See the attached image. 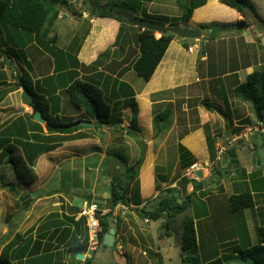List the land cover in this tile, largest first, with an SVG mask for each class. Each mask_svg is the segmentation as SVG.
<instances>
[{"label":"crops","instance_id":"0c3cea01","mask_svg":"<svg viewBox=\"0 0 264 264\" xmlns=\"http://www.w3.org/2000/svg\"><path fill=\"white\" fill-rule=\"evenodd\" d=\"M195 1L200 3H196L197 7L193 10L188 25L181 20L183 10L179 6V0H134L135 5L130 6L134 11L139 9L138 11L143 13L135 14L139 17H156L165 21L166 28H172L174 24L189 29H200V25L212 23L234 25L222 28L221 32L215 35L205 30L208 36H205L200 29L202 36L195 39L194 45H190L189 40L176 37L153 77L148 82L140 77L144 84H141V80H137L139 76L133 70V63L140 55L138 37L143 29L131 25L128 21L98 17L100 11L97 9L93 11L85 9L89 0H67L65 5L59 6L60 14L53 27L47 29L42 35L30 34L22 29L15 30L17 28L10 25L9 28L13 27L11 32H8L9 28H5V33L12 39L6 41L0 31V124L5 125L12 116L9 114L15 110H22L18 118H26L31 114L24 111L23 91L18 85L19 76L24 72L29 73L36 91L48 100L51 115H57L63 121L81 119L96 123L84 108L73 101L72 96V91H76L75 83L90 84L102 93L112 107L118 101H123V105L133 99L137 102V123L140 131L145 128L149 134L148 137H143L145 159L137 178L142 200H147L157 193L155 179L158 169L163 168L165 160L169 163L168 156L171 153L175 157L173 149L167 145V142L170 143L173 138L176 139L175 148L179 154L174 162L175 168L181 167L179 152V144H181L194 154L200 166L207 167L204 168L206 172L211 173L213 169L209 164L215 162L211 161L210 157L207 140L209 134L216 139L215 149L220 154L225 147L222 146L224 140L220 141L218 129L223 130L226 138L233 134L234 141L238 134L242 133L233 132L234 127L247 128L258 122L255 117V122L249 124L247 119L251 113H246L245 106L240 105L238 99L231 97V94L235 87L246 82L248 75L254 72V68L260 69L264 66V23L251 11L246 10L243 14L227 6L222 0ZM251 3L257 15L264 21V0H251ZM242 20L248 22L249 27L239 30L242 31L241 33L231 34L230 30L238 31L235 24ZM190 47H194L193 52H189ZM16 52L26 54H21L19 57ZM243 58L256 59L257 63L254 67L245 65L246 63L241 65L239 62ZM18 65L20 71L14 73ZM12 73L11 78L9 76ZM4 75H7V79ZM204 100H209L214 106L213 111L207 110L202 105ZM193 101L196 103L193 104ZM235 105L241 108L240 114L236 112ZM166 107H171L174 111V125L172 124L169 130L159 125L162 130L157 132L154 128L155 117L160 115L159 112ZM224 110L230 113L232 123L230 118L224 120L218 114V112L222 114ZM132 111V107H129L122 109L120 113L121 115L129 113L132 116ZM182 119L185 123L178 128V123ZM193 120L198 123H191ZM226 120L230 123L225 122ZM131 122L132 118L128 120L123 118L122 126L127 128ZM97 130V132L99 130L105 132V127ZM156 135L158 137L155 140ZM255 138L256 136H251L247 141L252 139L253 142L250 144H256ZM86 140L90 142L92 139L78 141L88 142ZM166 156L167 159H165ZM200 171L203 174L202 187H204L205 172ZM169 181L162 183L163 189L171 186L165 187ZM39 183L45 184V181L36 179L35 183L26 185L34 188L33 192L25 196L18 195V200H21L23 205H21L22 208L19 206L18 210H13L20 214L16 216L18 220L14 231L7 232L6 236L9 233H13L14 237L16 234H22L23 239L10 252L12 264L14 262L34 264L37 259L40 260L36 264H84L88 259L93 260L101 249L99 247L98 250L91 251L88 247L81 248L82 244L88 240V226L86 220L78 216L80 207L66 198L65 202L57 200L55 194L53 196L37 194L35 187ZM104 184H109V181H105ZM144 205L145 203H141L138 209L143 208ZM120 206L125 207L117 206L114 216L117 215ZM256 206L259 207L257 202ZM47 209L49 212L46 213ZM128 210H131V207ZM260 210L264 211V207H259V215ZM131 212V218L139 221L136 211L131 210ZM127 213L128 211L123 210L122 215ZM250 220L251 218L247 219V224L251 228ZM63 229L69 230L61 232L60 230ZM54 230L59 232L56 235L39 237L41 234L51 233ZM223 235L224 233H221L220 237L222 242H225ZM12 236L8 238V243L13 240ZM116 236H118L117 232ZM250 242L256 245L259 240L255 243L252 240ZM242 245L245 243L242 244L240 240V245L236 246ZM79 247L82 252L73 251ZM79 253L83 254V259L77 257ZM145 253L146 251H143V255Z\"/></svg>","mask_w":264,"mask_h":264},{"label":"rangeland","instance_id":"374dc122","mask_svg":"<svg viewBox=\"0 0 264 264\" xmlns=\"http://www.w3.org/2000/svg\"><path fill=\"white\" fill-rule=\"evenodd\" d=\"M134 5V0H89L87 8L85 9L88 11H93L94 9L102 11L107 9L106 11L113 10L116 14L118 12H130L142 15L143 13L138 11L139 9L134 11L133 7H130ZM121 21L126 22V20ZM3 22L4 21L0 20V31L3 33V39L7 41L12 39L10 35L6 36L5 33V28H9L8 26L10 25ZM161 22L164 24L166 23L163 20H161ZM175 25L176 24H174L172 28L176 27ZM11 28L8 29L9 33L11 32ZM203 32L205 36H208L204 29ZM219 32H221L220 28H214L213 35L216 33L219 34ZM229 32L231 34H238L242 31L230 30ZM24 34L27 36L29 35L27 33ZM161 35V33L155 32L156 38H160ZM189 44L194 45L195 39L189 40ZM248 52L250 51L248 50ZM16 53L19 57H21V54H26L25 52ZM235 63L237 62L235 61ZM239 63L241 65L246 63L245 65H252L254 67L257 60L243 58ZM233 66L234 62L232 63V67ZM19 67V65L16 66L14 73L20 71ZM254 69L258 70L259 68ZM4 77L7 79V75H4ZM9 77L12 78L13 73ZM137 80H141V84H144L140 77H137ZM229 95L230 94H228V96ZM232 96L237 98L234 93L231 94V97ZM237 99L240 105L245 106V112L251 113V116L247 119L249 124L255 122L256 114L253 105L239 98ZM195 103L196 101H193V104ZM206 103L210 104L209 100H204L202 105ZM234 107L236 112L240 114L241 108L239 109V106L236 105ZM24 111L26 113H32L30 106L24 105ZM21 112V109L11 112L9 116H12L6 123H10L16 118L19 119L18 116L22 114ZM159 114L162 119L158 121V124L161 127H165L166 130H169L172 124L174 125L175 121L173 109L171 107H166L160 111ZM218 114L223 117L224 120L225 118H230L232 123V119L229 115L230 113L226 110H224L222 114L221 112H218ZM122 116L127 120L133 118V115L131 116L129 113H125ZM193 122L196 124L198 123L196 120H193L191 123ZM225 122L228 124L230 123L227 120ZM184 123L185 122L182 119L181 122L178 123V128L183 126ZM97 125L99 126L100 124ZM239 125L241 124L239 123ZM42 126L44 127L45 124H42ZM1 127L2 124H0V128ZM103 127H105V132H100V130L97 132L101 134L95 136L89 134L92 139L90 142L89 140H86L88 142H80L78 139L70 140L68 142H56L59 147L53 150L54 152L40 153V151L35 148L29 150L30 152H26L23 147L17 148L18 156L25 158V160L27 159L26 162L29 164V167L33 169V173L36 175L37 179L42 180V182L45 181V184L39 183L38 186L35 187V192L45 196H53L55 194L57 196L55 197L58 198L57 200L65 202L66 198L73 201L77 207L82 206V201L84 199H91L95 196L94 198L104 203L101 205V210L106 214L107 212L105 213V211L109 210L110 203H108L109 198L106 200V193L104 194L108 185L104 184V182H110L113 177L119 178L124 182L127 176V167L134 165L139 160L143 153L144 145L142 146L140 144L138 138L135 139L127 136L125 133L122 134V132H118V126L110 128L103 125ZM245 128L239 127L238 129L234 127L233 132L236 130L243 132ZM218 131L220 132V141L224 140L222 141V146L225 147V149L220 154L217 153L218 151L216 149L214 150V155L216 157L213 161H215V163L212 164L210 162L209 164L211 169H213L211 173L206 172L204 168L207 167H205V165L202 167L197 164V166L199 165V170H203L206 173V179L204 180V187H202V189H195L192 183L187 184L182 179L185 173L188 177L190 176L189 178L200 180V178L196 176H191L190 172H184L181 170L180 166L175 168L174 162L179 155L178 150L175 148L176 139L173 138L170 143L167 142V145H170L173 149L175 157H173V154L171 153V155L168 156L169 163L165 160L163 168L157 169L160 174L167 177L164 180L169 181L172 177V180H170L165 187L171 185L168 188L174 187L180 191L178 196L175 195L177 191L171 194L172 197L175 196L177 198L178 202H182L188 195L191 196L187 211L172 218L168 224L165 216L158 220L146 219L147 221L145 222V218L139 216L136 211L135 214L139 219V221H137L134 218H131L132 208L131 210H128L130 208L122 206L118 207L117 215L114 216L115 219L112 221L114 223L111 227L115 228L118 235L116 236L115 245L110 251L101 249L94 259L91 260L90 264H160L158 254L163 258L162 264H184L181 257L180 247L183 232V220L186 216L191 217L195 221L200 256L203 262L210 261V259L215 258L218 255H220L218 257L227 260L228 257L224 256L225 253H227V255L233 253V250L228 251V248L240 245V236H243L246 233L254 243L261 239L258 228L259 226L264 225V211L260 210L259 215V207H264V136L261 134H255L256 138L254 140L256 144H250L253 140L250 139L247 141V139L252 135L248 136L244 141L243 139H236L233 141L235 138H233V134H230L228 138H226L223 135V130L221 128L218 129ZM44 132L47 131L44 129ZM140 133L144 138L149 135L145 128L141 129ZM173 133L175 134V131ZM157 137L158 136L156 135L155 140ZM141 142L145 143V140ZM232 146L239 148L238 165L234 170H232L230 165L228 166L229 158L227 159L228 155L225 154ZM42 147L43 146H41V149ZM211 154H213V152ZM165 159H167V156ZM38 165H40V167H38ZM135 182L132 184V195L136 191V185H134ZM11 183L15 186L14 191L10 188ZM155 184L157 187V179H155ZM26 185L27 184L17 182L9 167H6L5 165L0 166V254L3 248L9 244L7 242L8 238L13 234L9 233L7 237L6 233L14 231L18 220L16 216L20 214L19 212H13V210H18V207L20 206V208H22L21 205H23L22 201L18 200V195L21 194L22 196H25V194H30L34 191V188H30ZM138 185L140 187V184ZM160 186L161 188H164L162 182H160ZM55 191L56 193H54ZM244 192H252L259 207L255 205L256 207L233 213L229 205L230 196ZM159 193L160 192L157 191L154 196L147 198V200L138 198L140 200L139 202L142 204L145 203L143 206L144 209H154L158 201L156 196H158ZM123 210L128 211V213L122 215ZM45 211L47 213L49 212V209ZM125 218H128V220H125ZM248 218H251V228L247 224ZM4 230L6 232H4ZM221 233H224L223 238L225 242H222V238L220 237ZM248 236L246 235L247 239ZM237 240H239V242ZM231 242L232 244H230ZM241 242L242 244L244 243L242 238ZM143 251H146L145 255H143ZM38 260L40 259L35 260L34 264H36ZM231 261L236 260L231 259L227 264ZM0 264H3L1 259ZM14 264L18 263L14 262Z\"/></svg>","mask_w":264,"mask_h":264},{"label":"trees","instance_id":"16d2710c","mask_svg":"<svg viewBox=\"0 0 264 264\" xmlns=\"http://www.w3.org/2000/svg\"><path fill=\"white\" fill-rule=\"evenodd\" d=\"M222 2L243 14L246 10H249L258 20L264 23V21L257 15L256 9L251 3V0H222ZM66 3L67 0H0V20L17 29H22L27 33L42 35L47 29L53 27L60 14L59 6L65 5ZM136 3L138 2L136 1ZM196 3L197 2H194V0H179V6L183 10L181 20L185 23V25H188L193 10L197 7ZM106 10L100 11L98 17L126 20L125 18L118 16L115 11ZM149 18L154 21H161L160 18ZM175 26L177 27L178 25ZM231 26L234 25L212 23L208 25H200V29L212 30L211 32L213 33V30L216 27L222 29ZM176 37L178 36L172 33L170 28H166L160 38L155 37L154 31L143 29L142 33L138 37L140 55L133 63V70L139 77L147 82L153 77L171 42ZM18 85L20 87H25L26 90L33 95L34 100L31 105L33 112L26 118L21 117L16 119L14 122L2 125L0 128V166L5 165L6 167H9L18 183L30 185L35 183L37 177L33 173V169L29 167V164L26 162L27 159L25 160V158L18 156L17 148L23 147L26 152H30L29 150H33V148L39 150L40 153L51 152L59 147L56 142L89 139V134L93 136L101 134L97 133V129H101L103 125L110 128L118 126V132H122V134L125 133L127 136L135 139H137V137L134 134V131L140 132V128L137 123L138 105L134 99L128 101L124 105L123 101H118L114 103L115 106L112 107L111 104L105 100L102 93L96 90L92 85L75 83L74 87L76 91H72V96L74 98L73 101L80 107L84 108L91 119L96 121L93 128H87L79 126V123L83 121L81 119L76 121H63L59 116L51 115L48 100L45 96L36 91L34 82L28 72H24L21 76H19ZM233 93L237 98L253 105L257 120H264V66L248 75L246 82L235 87ZM204 105L207 110L213 111L214 106L212 104L206 103ZM129 107H132L133 109V118L131 125L126 128L122 126L123 118L121 117L122 115L120 111ZM37 110L42 112V116L46 120L44 127L35 122L33 119ZM161 119L162 117L160 115L155 117L154 128L157 132H161L162 130L158 124V121ZM97 124L100 125L98 126ZM44 129H46L47 132H44ZM237 131L239 130H236V132ZM207 140L210 152H213V154L210 153L211 161H213L216 157L214 155L216 139L209 135ZM140 144L143 146L144 142H140ZM41 146L44 148L42 147L41 149ZM238 151V147L232 146L227 152L229 165L233 167V169H235L238 165ZM179 152L181 170L186 171L197 162L195 156L181 144H179ZM144 159L145 148L139 160L134 165L127 167V176L124 182L119 178L113 177L107 185L106 190H108L111 194L108 199L110 207L108 208L109 212L106 214H103L102 210L99 212L100 214H103L99 216L102 227L99 249L103 248L104 235L112 227L111 223L115 219V208L119 205H124L128 208L131 207L133 210L137 211L139 216H142L147 220H158L165 216L168 224L172 218L187 211L191 201V196L188 195L182 202H178L175 196H171L174 192H179L176 188H161L160 182H167V180H164L167 177L159 172L156 174V179L158 181L156 189L160 191L156 197L158 200L156 207L149 210L144 208L138 209L141 205L139 202L140 200L138 199L140 198V187L138 185L139 182L136 179L139 176ZM182 179L187 184L192 183L195 189H202L201 181L194 179L191 180L187 177H183ZM133 182L136 183H134V185H136V191L132 195L131 191ZM10 188L12 191L15 190V186L12 183L10 184ZM165 192L167 194H165ZM229 205L233 213L255 207V196L252 192L232 195L229 198ZM68 230L69 229H63L60 231L64 232ZM58 232L59 230H54L51 233L46 232L41 234L39 237L44 238L49 236V234L56 235ZM258 232L261 235V239L258 244H251V240L247 233L243 236L239 235L240 240L242 238L245 245H242L244 247H229L228 251L233 250V255H227V253H225L224 256L228 257L227 260L222 257H216L210 261L203 262L200 256L195 221L191 217L186 216L183 220V232L180 247L181 257L184 264H227V262L231 259H241L244 261L253 259L255 264H264V225L258 228ZM246 235L248 236V239ZM22 239V234H16L13 240L3 248L0 254V259L3 264H12L10 260V252ZM230 244H232V242ZM87 247L88 240L82 244L81 248L87 249ZM81 248L79 247L77 249H73V251L82 252ZM158 256L160 264H162L163 258L160 254H158ZM91 260L92 258L86 260L84 264H90Z\"/></svg>","mask_w":264,"mask_h":264},{"label":"water","instance_id":"95a60500","mask_svg":"<svg viewBox=\"0 0 264 264\" xmlns=\"http://www.w3.org/2000/svg\"><path fill=\"white\" fill-rule=\"evenodd\" d=\"M117 15L125 18L131 25H134L142 29L159 32L161 34L166 29V25L161 21H154L151 19L142 18L130 12H118ZM247 24L248 22L242 20L238 22L237 24H235V28L238 30H243L245 29ZM170 31L174 33L176 36H178L179 38L184 39V40L199 39L202 36L201 30L198 28L189 29V28L173 27L170 29ZM22 91H23V95H22L23 103L26 106H31L34 100L33 95L29 91H27L25 87H22ZM33 119L35 122L39 124H46V120L42 116V112L40 110H37L35 112ZM94 125H95L94 122H88V121H82L79 123V126L87 127V128H92L94 127ZM134 134L140 140V142L143 141L144 138L140 132L134 131ZM197 175L200 179L203 178V174L201 171H198ZM165 194L167 193L165 192ZM105 195H106V199L110 198L111 196L109 191H107ZM175 195L178 196L179 193L176 192ZM113 223L114 222H112L111 224L113 225ZM115 241H116V230L115 228H110V230L104 235L103 248L109 251L112 250V248L114 247ZM77 257L79 259H83V254L79 253ZM229 264H255V262L253 259H248L245 261L244 260L231 261Z\"/></svg>","mask_w":264,"mask_h":264},{"label":"built area","instance_id":"2783aa9c","mask_svg":"<svg viewBox=\"0 0 264 264\" xmlns=\"http://www.w3.org/2000/svg\"><path fill=\"white\" fill-rule=\"evenodd\" d=\"M194 47L189 48L193 52ZM256 133L264 135V121H259L256 126L246 128L245 132L238 135V139L248 138ZM196 166L189 170L191 176H196ZM100 201L96 198L84 199L79 210V218L85 219L88 226V250L96 251L100 247V233L102 230L99 216Z\"/></svg>","mask_w":264,"mask_h":264},{"label":"clouds","instance_id":"9594fccd","mask_svg":"<svg viewBox=\"0 0 264 264\" xmlns=\"http://www.w3.org/2000/svg\"><path fill=\"white\" fill-rule=\"evenodd\" d=\"M245 28H246V27H245ZM30 107H31V106H30ZM31 114H32V113H31ZM259 121H264V120H258V122H259ZM258 122H257L255 125L248 126V127L256 126V125L258 124ZM248 127H247V128H248ZM242 133H244V132H242ZM242 133H240V134H242ZM240 134H238V135H240ZM256 134H259V133H256ZM261 135H262V134H261ZM252 136H255V134L252 135ZM263 136H264V135H263ZM241 139H244V140H245L246 138H241ZM237 140H240V139H238V136H237ZM222 152H223V150L221 151V153H222ZM226 154H227V153H226ZM213 162H215V161H213ZM211 163H212V162H211ZM197 164H198V163L196 162L195 164L192 165V166H196V167H197L196 172H195V173H196V177H198L197 172H198V170H199V167L197 166ZM192 166H191V167H192ZM191 167H190L189 169H187L186 172H187V171L189 172V170L191 169ZM233 170H234V169H233ZM199 171H200V170H199ZM201 172H202V171H201ZM185 177H187L188 179L193 180V178H189L190 176L188 177L186 174H185ZM198 178H199V177H198ZM202 179H203V178H202ZM202 179L197 180V181H201V182H202ZM194 180H196V179H194ZM109 183H110V182H109ZM107 191H108V190H107ZM107 191H106V192H107ZM93 198H94V196H93ZM97 200H98V199H97ZM99 201H100V200H99ZM82 202H83V201H82ZM102 204H104V203H102V202L100 201V205H102ZM125 207H126V206H125ZM115 209H116V208H115ZM100 211H101V208H100ZM108 212H109V210H108ZM108 212H107V213H108ZM102 213H103V211H102ZM78 214H79V212H78ZM103 214H104V213H103ZM103 214H102V215H103ZM80 219H81V218H80ZM115 242H116V241H115ZM114 245H115V244H114Z\"/></svg>","mask_w":264,"mask_h":264},{"label":"bare ground","instance_id":"6f19581e","mask_svg":"<svg viewBox=\"0 0 264 264\" xmlns=\"http://www.w3.org/2000/svg\"><path fill=\"white\" fill-rule=\"evenodd\" d=\"M206 174V173H205Z\"/></svg>","mask_w":264,"mask_h":264}]
</instances>
